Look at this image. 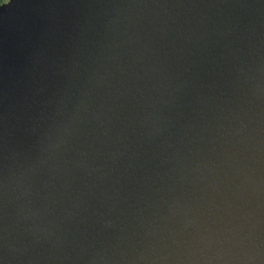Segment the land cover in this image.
Wrapping results in <instances>:
<instances>
[{"label": "water", "instance_id": "1", "mask_svg": "<svg viewBox=\"0 0 264 264\" xmlns=\"http://www.w3.org/2000/svg\"><path fill=\"white\" fill-rule=\"evenodd\" d=\"M0 92V264H264V0H10Z\"/></svg>", "mask_w": 264, "mask_h": 264}, {"label": "flooded vegetation", "instance_id": "2", "mask_svg": "<svg viewBox=\"0 0 264 264\" xmlns=\"http://www.w3.org/2000/svg\"><path fill=\"white\" fill-rule=\"evenodd\" d=\"M9 1L10 0H0V8L3 7L5 4H7ZM25 95H26V93L23 90V92L20 95V105H19L21 137L24 136V122H23L24 109L23 108H24V105H25L24 104ZM3 99H4L3 92H0V136H2L3 129L5 128L4 127V125H5L4 122L6 120L5 116H6V112L8 111V110H6L7 102H5ZM15 105H16V103H15ZM15 105L13 107L14 110H15ZM10 110H11V105H10ZM14 115H15V111H14ZM14 123H13V125L11 123L12 128H13V134H15V132L17 133V127H16V125H14Z\"/></svg>", "mask_w": 264, "mask_h": 264}]
</instances>
